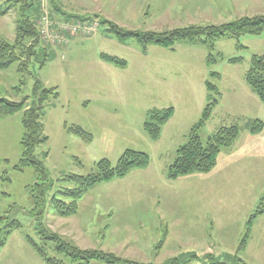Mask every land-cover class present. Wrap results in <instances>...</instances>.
<instances>
[{"label": "rangeland", "instance_id": "rangeland-1", "mask_svg": "<svg viewBox=\"0 0 264 264\" xmlns=\"http://www.w3.org/2000/svg\"><path fill=\"white\" fill-rule=\"evenodd\" d=\"M33 1L25 12L14 0H0L9 9L0 15V41L16 44L18 22L30 19L42 41L35 46L47 49L50 58L41 67L38 51L28 57L32 41L20 42L15 52L20 60L0 70V97L16 102L29 98L30 109L38 83L58 95H50L45 103L42 123L48 141L34 153L44 165V175L35 167L16 168L24 152V113L0 120V229L10 220L22 224L1 249L0 264H46L27 237L70 263L38 235L36 215L41 208H36L33 192L41 190L45 229L80 249L151 264L230 263L250 228L246 250L238 256L247 264H264V214L253 218L249 227L264 197V131L254 136L248 129L254 119L264 124V104L245 78L252 57L264 56V32L222 38L213 49L188 42L143 47L136 39L119 41L103 24L157 33L219 26L264 16V0ZM61 25L78 26L86 35H68L66 45L59 46L60 37L67 35ZM42 29L50 31L42 34ZM54 39L58 46L50 42ZM103 55L126 64L107 62ZM211 55L214 62L209 61ZM22 63H27L26 71L20 69ZM207 81L220 95L199 131L202 143L230 125H238L239 138L229 155L222 150L211 172L172 180L169 168L177 151L189 143L208 104ZM171 107L173 117L154 140L145 130L150 112ZM71 128L83 129L91 139L74 135ZM128 150L148 154L149 166L93 187L78 201L76 216L56 214L49 203L61 177L87 176L103 159L116 166Z\"/></svg>", "mask_w": 264, "mask_h": 264}, {"label": "trees", "instance_id": "trees-1", "mask_svg": "<svg viewBox=\"0 0 264 264\" xmlns=\"http://www.w3.org/2000/svg\"><path fill=\"white\" fill-rule=\"evenodd\" d=\"M14 1L22 5V10H25V12H27V6L29 9L34 6L33 0ZM8 12L9 9L3 8L0 5L1 16L7 15ZM103 24L107 27L109 33L117 36L119 41L123 42L136 39L143 47L151 45L174 47L177 43L188 42L202 43L209 49H213L215 42L219 39H238L242 35H261L264 32V16L243 18L219 26L187 27L163 33L126 31L115 23L105 22ZM16 36V44L14 43V45L0 41V70L8 68L11 64L20 60V56L15 53L17 51L16 47L20 45V42L25 40H31L33 44L29 50L28 57H34V52L37 53L38 51V58H41L39 64L41 67H44L50 58V53L46 51L47 49L40 51L41 49L37 47L42 43L37 25L30 19L19 21ZM36 44L37 46H35ZM102 58L118 66H124L126 64L123 60L109 55H103ZM215 60L214 56L211 55L209 57L210 62H214ZM232 62H237V60H232ZM26 65L27 63H22L20 69L26 71L28 67ZM212 76L219 77L217 73H212ZM245 78L251 90L264 104V56L254 55L252 57L251 66ZM207 85L209 89L208 104L205 107L199 123L191 130L189 143L180 147L177 151V159L169 168L168 176L172 180L195 173L207 174L211 172L216 167L218 157L222 153V150H230L239 138L240 128L238 125H230L221 127L208 139L205 145L202 143L199 131L210 120L215 107L219 104L218 98L220 95L216 86L210 81H207ZM35 90L33 106L30 109H26L29 98L23 102H16L0 97V120L21 112L24 113L23 125L26 130L22 141L24 152L20 165L16 168L22 170L26 167H35L37 171L44 175V165L35 157L34 153L39 146L48 141V137L44 136V125L42 123L45 103L50 99V95L57 97L58 93H55L53 89H47L41 83L37 84ZM173 115V107L150 112L145 124V130L154 140H158L163 126ZM248 129L251 135L257 136L264 131V124L261 120L254 119L248 123ZM70 130L80 138L86 140L91 139V135L81 128H71ZM149 163L150 157L148 154L135 150L126 151L120 157L116 166H113L110 160L103 159L97 164L96 171L87 176L70 174L61 177V185L56 189L49 204L60 217L69 218L76 216L79 208L78 201L93 187L101 183H108L115 179L124 178L135 170L146 169ZM44 186L46 185H40L41 188ZM51 188H53V184H51ZM33 196L35 198L36 208H41L40 212L36 215L37 228L40 229V234L38 235L42 237V240H45L47 243L49 241L53 244V251L56 254L69 258V264H92L93 262H104L106 264H151L126 259L116 254L97 249H80L72 243L65 242L61 237L45 229L42 221L45 192L43 190L39 192L34 191ZM263 214L264 197L252 215L249 221V227L253 218ZM5 216L8 218L7 215ZM21 229L22 224L16 220H10L5 227L0 229V251L7 244L9 237ZM249 238L250 228L240 243L238 254L246 250ZM27 242L46 264H67L64 260H58L53 255H50L48 251L51 249L46 248L47 245L37 243L32 237H27ZM238 254L235 255L233 262H214L213 264H247Z\"/></svg>", "mask_w": 264, "mask_h": 264}, {"label": "built area", "instance_id": "built-area-1", "mask_svg": "<svg viewBox=\"0 0 264 264\" xmlns=\"http://www.w3.org/2000/svg\"><path fill=\"white\" fill-rule=\"evenodd\" d=\"M45 22H46V24H48V19L47 18H45ZM60 29H62V32H65V34H67V35H65V37L64 36L60 37L61 39H60L59 46L66 45V42L69 40V37L67 38L68 35H72V36H77L79 34L80 35H86V34H82L83 30L80 29L78 26H63V25H61ZM49 31H46V30L42 29V34H48ZM56 39L50 40V42L52 44L56 43V46H58V43H57Z\"/></svg>", "mask_w": 264, "mask_h": 264}, {"label": "crops", "instance_id": "crops-1", "mask_svg": "<svg viewBox=\"0 0 264 264\" xmlns=\"http://www.w3.org/2000/svg\"><path fill=\"white\" fill-rule=\"evenodd\" d=\"M229 152H228V155L231 153V151H232V149H231V151L230 150H228Z\"/></svg>", "mask_w": 264, "mask_h": 264}]
</instances>
